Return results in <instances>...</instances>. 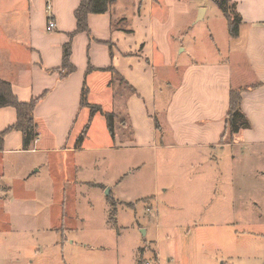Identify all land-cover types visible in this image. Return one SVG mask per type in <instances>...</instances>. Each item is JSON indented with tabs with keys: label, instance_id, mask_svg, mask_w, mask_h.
Returning a JSON list of instances; mask_svg holds the SVG:
<instances>
[{
	"label": "crops",
	"instance_id": "1",
	"mask_svg": "<svg viewBox=\"0 0 264 264\" xmlns=\"http://www.w3.org/2000/svg\"><path fill=\"white\" fill-rule=\"evenodd\" d=\"M231 1L241 16L236 37L212 0H115L88 14V31L77 30L81 0H0V79L19 102L36 100L28 146L22 130H7L17 109L0 107V233L34 244L22 259L5 246L7 264L50 263L54 252L42 237L77 229L66 224L69 213L80 219L67 199L107 186L110 197L125 184L127 174L116 181L99 172L110 151H130L137 167L140 151L185 148L214 160L218 152L220 163L258 164L255 172L264 174V0ZM84 86L89 103L120 117L124 138L107 142L108 119L81 104ZM240 87L249 126L231 133L230 93ZM96 121L106 143L92 146ZM114 198L131 203L122 193Z\"/></svg>",
	"mask_w": 264,
	"mask_h": 264
},
{
	"label": "rangeland",
	"instance_id": "2",
	"mask_svg": "<svg viewBox=\"0 0 264 264\" xmlns=\"http://www.w3.org/2000/svg\"><path fill=\"white\" fill-rule=\"evenodd\" d=\"M119 118L114 132L124 138ZM92 131L90 145L106 143L98 121ZM108 133L107 142L114 138ZM212 155L215 160L185 148L140 151L137 167L130 151H110L99 172L116 181L127 174V181L110 197L107 186L89 189L87 200L81 194L67 199L68 211L78 210L80 219L69 213L65 222L78 226L65 236L42 237L54 252L47 264H264V174L255 172L260 165L241 169L231 160L220 163L218 152ZM120 192L130 204L114 198ZM32 241H7L1 231V264H7L5 246L22 259Z\"/></svg>",
	"mask_w": 264,
	"mask_h": 264
},
{
	"label": "trees",
	"instance_id": "3",
	"mask_svg": "<svg viewBox=\"0 0 264 264\" xmlns=\"http://www.w3.org/2000/svg\"><path fill=\"white\" fill-rule=\"evenodd\" d=\"M81 4L75 12V16L77 17L78 21V28L79 31H88V14L91 12L93 13H102L105 12L109 5L113 3L115 0H81ZM215 2L221 11L224 12L225 16L228 19V23L230 26V33L233 37L238 36L240 30V21L241 16L237 11H235V4L232 3L231 0H212ZM72 46L70 43L65 44L64 47V68L67 72H71L74 69V66L71 63L70 56H71ZM83 94H82V103L83 106H88L91 108L92 112L100 111L105 117L108 119V126L109 130L112 133L113 137H115L114 132V121L115 117L113 113H105L101 106L92 105L88 102V89L86 86L83 87ZM247 88L240 87L239 89H232L230 93V107L227 116V123L228 129H230L231 133H237L242 128L248 127L249 122L246 119L245 114L241 109V94ZM36 100L30 103H22L17 100L14 96L13 92L11 91V85L8 81L0 79V107L5 105H12L17 109L18 113V122L10 126L7 130L12 129H19L24 132L25 135V146H28L35 137L33 134V130L35 128V120L33 118V111L35 108ZM6 130V131H7ZM4 133H2V136ZM0 136V138H2ZM100 186V184H95L94 186Z\"/></svg>",
	"mask_w": 264,
	"mask_h": 264
},
{
	"label": "built area",
	"instance_id": "4",
	"mask_svg": "<svg viewBox=\"0 0 264 264\" xmlns=\"http://www.w3.org/2000/svg\"><path fill=\"white\" fill-rule=\"evenodd\" d=\"M51 5H48V8H50ZM55 27V21L54 19L51 17L48 21V25H47V30H53Z\"/></svg>",
	"mask_w": 264,
	"mask_h": 264
},
{
	"label": "water",
	"instance_id": "5",
	"mask_svg": "<svg viewBox=\"0 0 264 264\" xmlns=\"http://www.w3.org/2000/svg\"><path fill=\"white\" fill-rule=\"evenodd\" d=\"M107 191H108L107 193H109V189Z\"/></svg>",
	"mask_w": 264,
	"mask_h": 264
}]
</instances>
